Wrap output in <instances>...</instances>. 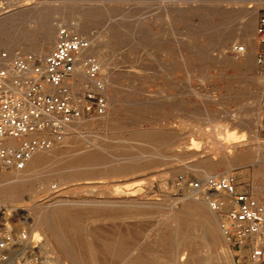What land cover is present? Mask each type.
Returning <instances> with one entry per match:
<instances>
[{
	"label": "rangeland",
	"instance_id": "obj_1",
	"mask_svg": "<svg viewBox=\"0 0 264 264\" xmlns=\"http://www.w3.org/2000/svg\"><path fill=\"white\" fill-rule=\"evenodd\" d=\"M16 1L22 3L11 5L10 0H0V22L7 17L24 13L26 14L27 22L23 25V30H30L32 23L29 19L31 17L28 12H25V10L28 8L27 6H31V4H27L29 0ZM231 1L234 4L243 1L244 11L253 10L259 7L254 30V33L258 34L259 37L257 43L252 48L253 51H251V53L250 46L248 45V41L245 40L246 37L244 34L238 33L234 36L233 41H224L223 35L228 29H230L229 31L232 33L238 31V22L234 26L232 25L233 27L230 26L229 28V25L225 22L226 19L219 14H215L211 8L205 5L206 2L203 0H191L189 2V8H193L189 9V11H191L187 14V21L175 23V27L186 30L187 34L190 36V34L192 35L203 26L207 18L213 21L215 27L214 31L211 32L210 36L200 38L202 42H207L204 54L200 55L191 51V47L188 46H183L181 49H178L179 46L176 44H171L169 50L155 49L151 44V40L146 38V34L148 33H161L163 30H169L172 28L170 23L163 22L156 24L151 20L160 9V5L162 4L160 0H115L113 2L114 4L112 5L117 7V11L112 21H115V24L120 27V30L117 32L118 37L116 45L118 47L115 53L116 57L114 64H118L117 66H119L117 68L121 73H116V76H123L121 79L123 85L122 88H116L109 86V84L104 81L106 94L96 90L94 85L90 82H84L80 87L76 88L79 94H73L76 101H79V107L85 110L87 106H91V110H85L84 114L87 118L89 117L92 119L91 125L83 126L81 132L90 138H95L106 147L107 150L104 152L105 159L124 157L136 153L140 148H147V142L139 143L125 140L131 135V133L138 129H148L151 130L152 133L158 134L157 136L161 137V139L166 138L163 144H167V146H161L160 144L158 146L159 152L167 151V149H169L167 153H162L163 155L160 154L159 157H155L154 161L156 167L150 170L151 172L148 171V174L151 173L149 175L145 173L133 178L128 176L109 177V173L112 171V169H110L111 167L108 169H106V167L105 169L101 168L99 169L100 171H95L96 174L84 173L85 171L56 173L51 176L44 174L37 182H44L45 180L52 178L54 188L47 194L40 193V196L36 201L44 202L47 199H50L52 194L59 195L71 187L91 188L94 190L93 192H86L84 194L85 197L92 198L98 196L102 198L105 196V193L109 191L111 196L117 197L116 189L130 185L135 186L134 188H136L135 196L162 203L168 195L172 198H177L183 195L185 192L184 186L181 185L183 180L190 183L199 178L193 175L191 169L184 170L188 165L195 164L198 156H190L189 153L191 150H187L185 147L183 148V146L174 145V142L176 143L179 140H185V146L187 145L190 148L193 146L191 143L192 140H196L200 146V150L203 152V156H206V154L215 155L219 152V147L231 145V142L233 143V141L235 142V140L238 141L242 138L246 139L247 142L249 141L248 143H250L252 147H256L258 143L264 144V85L261 84L262 80H264V0ZM224 4L226 5V2H224ZM57 19L62 20V18L59 17L55 18V20ZM72 19L77 18L73 17ZM58 21L60 20H57V22ZM106 23L107 21H103L99 25L93 27L91 33L95 35L99 34L100 36L105 34L107 31ZM138 25L139 27H137ZM203 27L205 28V26ZM189 38L188 43L194 44L195 41L193 36H190ZM55 45L56 41L51 48L47 49L45 55L50 53ZM28 53L31 52L28 51ZM24 55L25 54L21 53L19 56ZM91 55L100 62V65L104 67V69L107 68L104 63H101L99 57L95 54ZM154 55L156 56L154 57ZM249 55L250 57L253 55L254 63L249 60ZM187 70H191L192 72L190 73ZM102 77L103 74L101 75V73H99L96 79L101 81L104 79ZM73 89L75 90V88ZM116 91L118 92L116 93ZM260 94L261 100L259 98ZM89 95H92V97H89ZM101 100L109 104L106 106V113L103 115H99L97 112V106ZM108 114L114 116L115 121H113L112 124L116 129H113V127H97L96 124L98 121ZM238 119L243 121V124L240 126L238 124ZM259 119L260 121L256 127V120ZM234 121L236 123H234ZM218 124H221V127H219ZM214 125H217V127ZM190 127L192 128L190 129ZM217 128H221L222 130H218L224 131V135L219 134V136V131L216 130ZM227 130L231 131L228 132ZM256 131L258 137L255 135ZM228 134L232 135L229 137ZM79 139L80 138L77 137L75 141ZM227 141L229 143H227ZM151 142L152 141L149 143ZM243 144L245 143H236L233 144V146L239 145L238 152H244ZM179 147L183 149H180ZM175 148L177 150H175ZM178 156L179 158L185 157L186 159L182 160V162L179 160ZM77 157L79 156L65 157L62 159L64 161H59L58 165L64 166L67 163L73 162ZM66 160L69 161L66 162ZM116 165L117 162L113 161L112 167ZM55 166H57V161ZM8 170V168L3 166L0 167V172ZM253 171H255V166L252 163H248L246 166L234 165L229 168L221 167L219 173L222 174L220 177H231L235 181L239 191H250L255 190V183H260L259 185L261 186L263 184L262 187H264V173L262 172L263 174L261 173L255 177ZM68 174L74 175L77 180L68 184L61 183V176ZM146 180L149 181V183ZM38 190H41V187H38ZM96 192H101L102 194H97ZM64 196H67V194ZM202 198L204 200V197ZM227 198L226 195L225 197L224 195L222 197L210 196V199H213V201H219L222 199L229 204ZM28 204L29 201L25 199V201L16 204L15 207H12V204L0 206V245L9 242L10 239L22 236V234H27L29 236L28 229L30 220L28 217ZM78 208L77 210H83L85 213V215L82 214V219H84L85 216L87 218L88 223L86 222V219H84L85 221L82 220L83 228L92 227L91 229L97 230L99 233L98 238L100 244L114 242L116 240L123 245L128 242L125 246H135L136 251H138L135 252L137 254L141 253L140 255H142V257L144 256L143 258L146 260H150L149 258L154 256V253H160L159 246H150L149 243L154 242L153 240H155L156 233L159 232V228L162 227V223L157 221L159 218V212L169 211V209L163 208L152 210L149 215L150 217L144 216L145 219L144 217L140 218L139 221L141 223L138 219L136 220L138 223L134 220L133 222L132 220L127 219L116 220L118 221L116 224L115 220L108 219L107 221L105 218H99L100 216L98 215H95V218L98 216L97 219L99 220V223L96 222L98 220H96L94 216H91L92 219L91 217L89 218L88 216L90 215L85 212L90 209L89 206H79ZM225 208L226 207L217 209V216L222 227L229 220L230 212H227ZM213 210L216 211V209ZM146 219H148V222L145 221ZM100 220L105 221L106 223L102 222V224H100ZM141 220L144 221V224L147 226H145ZM86 223L89 226H86ZM98 224H100L101 227ZM136 224L137 227L139 225L141 227H135ZM185 225L188 227L190 225L192 226L193 223L188 222ZM191 226L190 228H184L185 232L188 234L186 237L189 245H187L185 251L178 256L177 263L204 264L203 260L206 256L211 257V259L213 257L214 260L211 264H228L225 260L228 253L226 248H224L223 245L218 244L211 236H208L203 229H197L198 227L194 228V225ZM146 228L151 232V235H149L150 233L148 234V232L147 234L145 233L147 231ZM166 233H170V230H167ZM261 237L264 238V231H262ZM150 238L152 240H149ZM175 244L176 243L174 242L169 249V256L172 255L173 258L177 252V245ZM257 246L259 245H256L252 241H247L244 246L240 247L239 245L234 244V242H230L229 239L228 249L231 252V262L229 264L254 263L256 260L253 261L251 251ZM4 251H2L3 255L0 256V264H24L26 261L34 260L33 257H27L20 254L13 256V254H10L7 249H4ZM103 252L104 250L102 248L101 251L100 249L98 250V253L100 254ZM51 256L54 257L55 254H51ZM172 257L170 256V258ZM263 260L264 257L261 261L262 264H264ZM34 261L39 263L42 260L35 259Z\"/></svg>",
	"mask_w": 264,
	"mask_h": 264
},
{
	"label": "bare ground",
	"instance_id": "obj_2",
	"mask_svg": "<svg viewBox=\"0 0 264 264\" xmlns=\"http://www.w3.org/2000/svg\"><path fill=\"white\" fill-rule=\"evenodd\" d=\"M114 1L115 0H29L27 4H31V6H27L28 8L26 9L27 11L25 10V12H28L30 14L31 18L29 20L32 23V26L30 27L31 29L23 30V25L27 22V18L25 16L26 14L24 13L15 14L13 16L2 19L0 22V47L7 50V52L11 55V58H16V56H19L21 53L27 54L28 51H30L38 58V60H42L46 56L45 53L47 52V49L51 48L55 41L57 43L58 34L54 22L60 20L69 28L80 32L89 38L91 47L83 53V58H87L89 56L94 57L91 54H95L100 58L101 63H104L107 67H105L106 69H104V67H102L100 65V62L98 61L100 67L99 72L101 73V75L103 74L102 78H104L99 83L86 72L83 66L78 65L73 75L72 88H75L76 90V88L80 87L84 82L92 83L97 90H100L104 93L105 87H103L102 84H105V82L109 84V86L122 88L123 84L121 79L123 76H116V73L120 72V70L117 68L119 67L117 66L118 64H114V60L116 57L115 53L118 47L116 45L118 37L117 32L120 30L119 25H116L115 21H112L117 11V7L112 5L114 4ZM160 1L162 2V4L160 3V9L158 10V13L152 17L151 20L156 24H160L163 22L170 23L172 28L169 30H163L161 33L146 34V38L151 40L152 46L155 47V49L169 50L171 48V44H176L179 46L178 49H181L183 46H188L191 47V51H193L194 53L198 55L204 54V49H206L207 42H202L200 38L208 37L210 36L211 32L214 31L215 27L213 21L207 18L203 24L205 28L201 26L198 31H195L192 35L190 34V36H193L195 43L189 44L188 41L190 39V36L187 34L186 30L175 27V23L187 21V14L191 11H189V9L193 8H189V2L191 0ZM203 1L206 2L205 5L211 8L215 14H219L226 19L225 22L229 25V28L230 26H234L238 22V31L232 33L229 31L230 29H228L223 35L224 41H233L234 36L238 33L244 34L246 37L245 40L248 41V45L250 46L251 53V51H253L252 48L257 43V39L259 37L258 34L254 33L256 18L259 13V7L253 10L244 11L243 1L237 2L236 4L232 3L231 0ZM224 2H226V5L224 4ZM15 3L22 2L10 0L11 5ZM58 17L62 18V20H55V18ZM73 17L77 19H72ZM103 21H107V31L105 32V34L101 36L99 34H92L91 29L99 25ZM137 27H139V25ZM155 56L156 55H154V57ZM249 60L252 63L255 62L253 59V55ZM187 71L190 73L192 72L191 70ZM30 74L31 71H28L27 75ZM261 84L264 85V80H262ZM73 90L74 89H72V93H76L77 95L79 94L77 90H74V92ZM52 91L56 92L55 89H52ZM117 92L118 91H116V93ZM259 98L261 100V94L259 95ZM91 121V118L83 116L81 118L73 120L70 123H65L63 125L62 132L60 133L61 136L47 133V131L43 133L30 134L28 137H36L38 135L44 136L45 134V136L47 135L48 138L52 140V143L48 148L37 150L33 154L32 158L27 162L26 168L24 170H18L15 167H11L8 168V171L0 172V206L12 204V207H15L16 204L27 199L29 201L28 217L30 220L28 229L29 236L27 234H22V236H18L15 239H10L9 242L1 244L0 256L3 255L2 251H4V249H7L9 250L10 254H13V256L20 254L27 257H33L34 260H42L39 263H36L34 260L26 261L24 264H178V256L182 254L185 251L187 245H189L188 239L186 237L188 234L185 232L184 228H190L191 225L187 227L185 224L191 222L193 223L194 228L198 227L197 229H203L208 236H211L212 239H214L218 244L223 245L224 248H226L228 253L225 260L229 264L231 262V252L228 249L229 238L219 222V218L217 216L218 211L213 207V199H210V196L213 195L222 197L224 195L225 197L226 195L228 197L227 199L229 204L222 199L219 201L224 202L223 207H226L225 209L227 212H231L233 208V202L231 201L230 196L226 193L220 191H208L206 181L210 178H224L226 180H229L231 177H220L222 175L221 173H219L221 167L229 168L234 165L246 166L248 163H252L255 166V171H253L255 177L260 175L262 172L264 173V144L258 143L256 147H252L250 143H248L249 141L247 142L246 139L242 138L238 141H233V143L231 142V145H224V147H219V152H217L215 155L211 153L212 155L206 154V156H203V152L200 150V146L196 142V140H192L191 143L193 144V146L190 148L187 145L186 146L188 148L185 146V140H179L176 143L174 142V145L176 144L177 146H183V148L185 147V149L191 150V152L189 153L190 156H198L195 164L188 165L184 170L191 169L193 171V175L195 177H199L200 179L198 178V180L190 183L186 180H183L181 183V185L184 186L185 191L183 195L177 198H172L168 195L162 203H157L147 198L135 196L136 188H134L135 186L130 185L116 189L115 191L118 195L117 197L111 196L109 193L110 191L106 192L105 196L102 198L98 196L92 198L85 197L84 194L86 192H93L94 190H92L91 188L89 189L71 187L70 189L60 193L59 195L52 194V197L44 202L36 201V199L40 196V193L47 194L54 188L52 178H49L44 182H37L39 181L38 179L44 174H48L51 176L55 175L56 173L72 171H85L84 173L96 174V172L101 168L105 169L106 167V169H108L111 167L110 169H112V171H110L111 174L109 173V177L128 176L133 178L140 174H148V171L156 167V163L154 161L155 157H159V155L162 153H167L169 149L165 148L167 149V151L165 150L163 152H159L158 146L160 144L161 146H167V144H163L166 138H163V140L161 139V137L157 136L158 134H154L151 130L148 129H138L131 133V135L125 140L139 143L147 142V148H140L136 153L131 155L126 154L127 156L124 157H112L111 159H105L104 152H106L107 150L106 147L102 145V143L98 142L95 138H90L81 132L83 126L91 125ZM113 121H115L114 116H110L108 114L106 116H103V118L98 121L96 126L99 128L113 127V129H116L112 124ZM259 121L260 119L256 120V127ZM238 122L239 126L243 124V121L240 119H238ZM234 123L236 122L234 121ZM218 125L219 127H221V124ZM215 127H217V125ZM191 128L192 127H190V129ZM218 129L221 128H217L216 130ZM218 131V135L224 133V131ZM256 133L257 131L255 132V135ZM231 135H229V137ZM77 137L80 139L75 141ZM256 137L258 136L256 135ZM150 141L152 142L149 143ZM10 142L14 147L18 145V143L15 141L10 140ZM242 142L245 143L243 144L244 152H238L239 145L233 146V144ZM227 143L229 142L227 141ZM176 148L175 150H177ZM77 155L79 157L75 158L73 162L70 161L71 163H67L65 165L63 164L64 166L58 165L59 161H64L62 160L63 158ZM185 159V157L179 158L180 161ZM56 161L57 166H55ZM67 161L69 160H66V162ZM113 161H116L117 165L112 167ZM76 180L77 178H75L74 175L70 174L65 176L63 175L60 178L61 183L64 184L72 183ZM197 181L200 182V185L198 187L195 184ZM147 182L149 183V181ZM259 184L255 183L254 185V189L257 193H260V191L264 188L262 187L263 184L262 186ZM38 187H41V190H38ZM96 193L102 194L101 192ZM66 194L67 196H64ZM202 197H204V200ZM79 206H89L90 209L88 208L89 210L85 211L88 215H90L88 216L89 218L91 216H94L95 218V215H98L100 216L99 218H105L107 219V221L108 219L113 221L115 220V223L118 222L116 220L127 219H130L132 221H136L138 219L139 221L141 217L143 218L144 216H149L152 210L163 208L169 209V211L159 212V218L157 219V221L162 223V227H158L159 232L156 233L155 240H153L154 242L149 243L150 246H159L160 253H154V256L149 258L150 260H146L143 258L144 256L142 257V255H140L141 253H136L138 251H136L135 246H125L128 242L123 245L116 240L114 242H105L100 244V240L98 238L99 233L97 232V230L91 229L92 227L83 228L82 220L86 219L87 222V218L85 216V218L82 219V214L85 215V213L83 210H81L82 212L77 210ZM213 209H216V211ZM97 218L95 219L98 220ZM147 220L148 219H146L145 221L148 222ZM100 221V224H102V222H105L102 220ZM96 222L99 223V220ZM142 222L144 224V221ZM100 224L98 225L100 226ZM144 225L147 226L146 224ZM86 226L89 225L87 224ZM102 227L104 228L103 225ZM135 227H137V224ZM148 229L145 233L147 234L148 232V234L150 233L149 235H151V232H149ZM167 230H170V233H166ZM262 231H264V229ZM261 235L262 233L254 234L252 236V242L261 247L264 257V238L261 237ZM149 240L152 239L150 238ZM174 242L176 243L175 245H177V252L174 258L172 257V255H170L172 257L170 258L169 249L172 247ZM101 248L104 250L102 254L98 253V250L100 249L101 251ZM51 254H55V256L52 257ZM213 260V257L211 259V257L205 256L203 263L211 264ZM261 261L262 258L256 259V261L252 264H262Z\"/></svg>",
	"mask_w": 264,
	"mask_h": 264
},
{
	"label": "built area",
	"instance_id": "obj_3",
	"mask_svg": "<svg viewBox=\"0 0 264 264\" xmlns=\"http://www.w3.org/2000/svg\"><path fill=\"white\" fill-rule=\"evenodd\" d=\"M264 24V22H263ZM57 43L42 60L32 53L11 58L0 48V166L24 170L33 154L48 148L52 140L46 136L28 137L32 133L48 132L60 136L63 125L85 116L79 101L72 93L73 75L78 65L97 80L99 62L94 57L83 58L91 42L61 21H55ZM31 71L30 75L27 72ZM103 87L104 83L102 84ZM55 89L56 92H53ZM97 90V89H96ZM100 91V90H98ZM92 97V95H89ZM107 103L101 100L97 106L99 115L106 113ZM10 140L18 143L14 147ZM198 187L200 182L195 183ZM208 191H220L230 196L233 208L223 229L230 242L244 246L252 241L254 234L264 229V188L239 191L230 178H210L206 181ZM216 209L224 202L212 201ZM253 261L263 258L259 246L251 251Z\"/></svg>",
	"mask_w": 264,
	"mask_h": 264
}]
</instances>
